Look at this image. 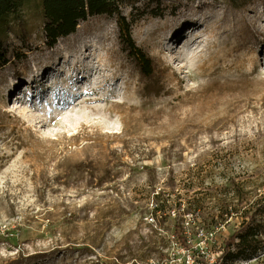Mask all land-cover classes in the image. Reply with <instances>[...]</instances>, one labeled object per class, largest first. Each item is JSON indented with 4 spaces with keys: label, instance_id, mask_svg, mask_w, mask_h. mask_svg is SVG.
<instances>
[{
    "label": "rangeland",
    "instance_id": "rangeland-1",
    "mask_svg": "<svg viewBox=\"0 0 264 264\" xmlns=\"http://www.w3.org/2000/svg\"><path fill=\"white\" fill-rule=\"evenodd\" d=\"M120 12L149 75L116 16L0 27V264H264V0Z\"/></svg>",
    "mask_w": 264,
    "mask_h": 264
},
{
    "label": "trees",
    "instance_id": "trees-1",
    "mask_svg": "<svg viewBox=\"0 0 264 264\" xmlns=\"http://www.w3.org/2000/svg\"><path fill=\"white\" fill-rule=\"evenodd\" d=\"M232 1L239 2L241 0ZM30 3L38 4L41 9L44 16L45 40L50 47L56 44L58 38L75 32L79 22L90 16H116L121 25L120 36L128 45L130 52H133L140 60L145 68L144 72L147 75L151 72L149 58L135 46L130 34V23L126 22L124 16H121L120 0H0V27L8 23L11 15L17 14ZM157 209L160 211L162 208L157 206ZM257 234V229L254 228L233 234L226 242L227 249L236 245L238 251L235 253V257L249 258L259 249ZM235 241L237 242L235 243ZM228 251L230 255H233V252ZM220 259L222 257H219L215 264H218Z\"/></svg>",
    "mask_w": 264,
    "mask_h": 264
},
{
    "label": "bare ground",
    "instance_id": "bare-ground-1",
    "mask_svg": "<svg viewBox=\"0 0 264 264\" xmlns=\"http://www.w3.org/2000/svg\"><path fill=\"white\" fill-rule=\"evenodd\" d=\"M43 74V73H42ZM25 83H30V84H32V82L31 81H26Z\"/></svg>",
    "mask_w": 264,
    "mask_h": 264
}]
</instances>
